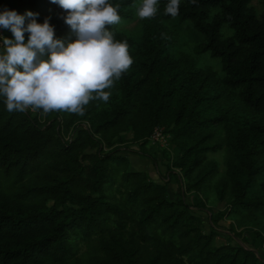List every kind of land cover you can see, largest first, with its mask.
Segmentation results:
<instances>
[{"label":"trees","instance_id":"1","mask_svg":"<svg viewBox=\"0 0 264 264\" xmlns=\"http://www.w3.org/2000/svg\"><path fill=\"white\" fill-rule=\"evenodd\" d=\"M253 1L180 0L173 17L158 0L141 20L142 0H108L121 19L107 27L133 62L107 102L80 116L10 112L0 97V264H264V0ZM4 8L75 39L51 0ZM207 53L215 67L197 65ZM157 128L171 136L177 198L116 155ZM211 194L225 207H209Z\"/></svg>","mask_w":264,"mask_h":264},{"label":"clouds","instance_id":"2","mask_svg":"<svg viewBox=\"0 0 264 264\" xmlns=\"http://www.w3.org/2000/svg\"><path fill=\"white\" fill-rule=\"evenodd\" d=\"M67 13L63 20L75 39H58L49 19L39 23L31 10L0 11V97L8 111L42 110L80 116L92 100L107 102L115 80L132 64L126 41L114 39L108 25L120 22L117 7L108 0H51ZM158 0H142L137 16L157 14ZM180 0H168L165 13L178 15ZM28 39L25 42V33Z\"/></svg>","mask_w":264,"mask_h":264},{"label":"rangeland","instance_id":"3","mask_svg":"<svg viewBox=\"0 0 264 264\" xmlns=\"http://www.w3.org/2000/svg\"><path fill=\"white\" fill-rule=\"evenodd\" d=\"M263 0H254V4L257 8L261 7ZM189 23L187 22V25ZM133 25V24H132ZM129 25L128 27L132 26ZM10 31L4 28H0V37H9ZM181 39H188L192 42L195 40L193 39V32L186 30L185 32L180 33ZM187 40V41H188ZM3 41L0 39V47H2ZM197 65L200 66H212L215 67L218 63V60L211 57L209 53L200 55L196 58ZM131 138L130 134H128V140ZM116 155H123L127 158V164L129 165V168L132 170H139V171H146L150 173L151 177L154 179H163L165 182L170 181L168 185V189L170 194L177 198L181 194L182 185L176 180V178H173L172 180L168 176V166L172 164V161L175 158V151L172 147L171 143V136L167 133L162 132V135L156 137L152 136L149 139V142L146 146L142 147L140 144L131 143L130 141L128 143H125L123 145H119V151L116 153ZM212 157L216 158L220 164L221 169H223L224 165V155L222 153H216L212 154ZM154 158H156L154 160ZM176 172L179 171V169L175 170ZM186 200L188 202L192 201L193 194L188 193L186 195ZM204 198V195H203ZM207 201V200H206ZM208 206L211 207L214 210L224 208V203H218L216 201V198L213 194H211L209 200H208ZM199 213L204 215V218L207 220V214L204 212ZM229 220L223 219L220 221V225L223 228H227L229 225ZM220 241V239H219Z\"/></svg>","mask_w":264,"mask_h":264},{"label":"built area","instance_id":"4","mask_svg":"<svg viewBox=\"0 0 264 264\" xmlns=\"http://www.w3.org/2000/svg\"><path fill=\"white\" fill-rule=\"evenodd\" d=\"M162 132H163V128H157L152 136L156 135V137H158V136L162 135Z\"/></svg>","mask_w":264,"mask_h":264}]
</instances>
